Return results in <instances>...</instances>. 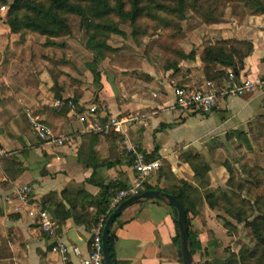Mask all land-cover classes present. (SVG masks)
<instances>
[{"label": "crops", "instance_id": "obj_1", "mask_svg": "<svg viewBox=\"0 0 264 264\" xmlns=\"http://www.w3.org/2000/svg\"><path fill=\"white\" fill-rule=\"evenodd\" d=\"M233 10L234 13L231 9L219 24L205 26L202 31L196 28L186 34L179 45L185 54L194 52V59L177 61V72L163 68L164 60L160 54L148 58L137 55L129 58L121 54L99 64L98 91L92 85L91 73L85 68L79 74L64 69L69 75L66 79L69 85L63 87L64 82L59 80L58 93L54 92L49 70L51 62L43 56L40 59L33 57V62L29 59L30 63L25 64L30 67L27 70L24 62L21 64L22 52L13 55L15 39L5 41L10 51L3 52L8 61L0 62V93L3 92L0 94V149L8 156L0 158V264H80V257H87L89 253L91 228L87 222L95 210L81 201L79 194L84 192L95 198L102 192L101 185L106 186L114 180L125 181L130 187L135 174L130 169L127 148L139 146L143 154L149 155L157 144L162 167L146 182L161 190L173 189L180 180L194 183L187 180L188 166L178 159L180 152L197 153L211 167L213 145L225 143L227 131H247L256 117L264 115V94L225 98L217 110L207 115L186 113L174 107V87L197 89L209 82L204 78L199 57L204 47L216 41L251 42L253 50L244 60L239 78H264V16L240 15L238 8ZM77 59L67 57L66 60ZM34 66L41 68L37 72ZM37 79L43 83H37ZM55 101H61L63 105L52 107ZM68 101H74L81 109L103 105L106 115L111 116L140 114L147 126L134 124L122 135L92 137L83 133V126L71 116L65 106ZM51 102V107L45 106ZM25 107L39 116L55 134L72 136L75 144L57 148L40 143L22 114ZM164 126L168 127L162 129ZM9 157L14 161H9ZM212 172L211 167L210 175ZM23 186L30 188L31 204L36 210L41 209L44 195L50 192L58 195L66 190L68 199L73 202L80 198L75 208H70V218L59 227L45 211L54 223V237L43 233L37 227V219L28 217L25 208L21 213L12 212L16 204L13 194ZM57 195L50 198L59 203ZM6 197L13 202L7 204ZM64 205L69 208L66 203ZM121 222L124 224L115 232L116 261L182 264L172 242L174 233L166 211L154 200L126 209L121 214ZM204 242L208 246L212 241L205 239ZM57 244L67 247L66 261L51 252V247ZM74 248L78 249L79 256L73 253ZM214 250L209 245L212 258L211 251Z\"/></svg>", "mask_w": 264, "mask_h": 264}, {"label": "trees", "instance_id": "obj_2", "mask_svg": "<svg viewBox=\"0 0 264 264\" xmlns=\"http://www.w3.org/2000/svg\"><path fill=\"white\" fill-rule=\"evenodd\" d=\"M2 3L3 6L8 8L5 23L12 34H21L24 31L38 34L50 40L45 43L49 47L54 45L52 40L70 35L71 29L68 22L71 17H77L80 20V26L85 30V49L93 54L92 61L87 63L85 67L93 77L92 85L95 91L99 90L98 66L105 58L109 57L110 53L114 52L107 44L109 36H124V32L118 28L119 22H129L133 29L131 35L136 39L139 31L146 37L156 35L155 29L149 27L150 23L161 26L163 31L161 35L157 36L156 43L163 54V68L177 72L179 70L177 61L194 59V52L185 54L177 42L183 38L178 22L184 19L185 12H192L205 26L219 24L225 9L229 5H232L233 9L241 8L240 15L264 16V0H13L9 5L4 1ZM252 50L253 45L251 42L235 39L216 41L214 44L204 47L199 60L205 80L209 82L225 81L228 71L235 78H238L244 68V60L252 53ZM211 112L199 114L207 115ZM255 120H264V115L256 117ZM166 127L164 126L162 129ZM249 132L229 130L224 134V142L228 143L235 140L239 145L242 144L250 150ZM87 135L97 137L92 134ZM117 135L119 134H112L108 137ZM158 149V145L155 144L154 151L151 154H144L146 160L161 161V157L157 153ZM128 155L129 165H131L132 157L130 154ZM199 157V154L187 151L181 153L179 158L180 162L189 167L193 178L198 181L199 187L180 180L179 185L172 190H161L149 186L146 182L137 193L140 194L150 190L162 191L174 196L184 206L187 211L186 217L192 256L199 254L202 264H264V197L259 195L253 201H250L236 194H229L225 190L209 191L211 167L206 162H198ZM9 161L13 162L14 158L9 157ZM224 166L229 174L227 184L232 185L235 176L234 171L229 165ZM259 170L257 168L250 169V174L259 177L261 182L259 185L262 186L264 169L261 173ZM101 188L102 192L95 198L84 192L79 194L81 201L84 200L87 205L90 204L95 210L93 217L87 222L89 228L95 226L101 218L105 223L109 214L121 203L111 207L114 197L120 191L128 190L130 187L125 181L114 180L106 186L101 185ZM52 195L57 194L50 192L44 195L41 210L49 213L56 221L57 227H59L62 222L70 218V208L74 209L80 198L73 202L68 199L67 191L64 190L57 195L60 202L56 203L54 198H50ZM196 199L204 202L210 210L223 211L237 225L243 224L249 230L251 247L243 248L238 255L230 253V257L225 261L212 258L209 253V245H206L204 239L201 238L193 226V219L197 217L194 211ZM65 203L68 205V209L64 205ZM155 203L166 211L174 233L172 242L181 260L177 213L172 207L162 202L155 201ZM123 224L120 215L113 223L108 235L109 253L114 264H126L119 263L114 256L115 232ZM225 228L235 231V228L229 225H225ZM218 244H220L219 241L213 245L211 242L210 246L212 245L214 248V246H219ZM196 264H199V262Z\"/></svg>", "mask_w": 264, "mask_h": 264}, {"label": "rangeland", "instance_id": "obj_3", "mask_svg": "<svg viewBox=\"0 0 264 264\" xmlns=\"http://www.w3.org/2000/svg\"><path fill=\"white\" fill-rule=\"evenodd\" d=\"M2 1L9 5L13 2V0H0V62L7 60V56L4 55L3 52L5 53L6 51H10L8 49L9 46L5 44V41L10 42V39H15L13 40L15 44L12 45L14 49L13 55L17 53L21 54L20 52H22V55H20L21 58H23L21 64L23 65L24 62V68L27 70L30 67H26L25 64H27V62L30 63L29 59H32L31 62H33V57L40 59L41 56H43L51 62L49 70L52 73L53 78L52 90L56 93H58L59 89V80L64 82L63 87L69 85L66 80L69 75L64 72V69L72 70L78 74L80 71L86 70L84 64L87 63L88 60H92L93 54L85 49V30L80 26V20L77 17H71L68 22V25L71 29L70 35L52 40L54 45L49 47L46 46L45 43L50 40L38 34L29 31H24L21 34H12L9 27L5 23L8 8L7 6H3L4 4ZM231 9L234 13L233 6L229 5L224 11L222 20L229 15ZM240 11L241 8H238L237 12L239 14ZM184 15V19L178 22L183 33V38L177 41L178 44H180L181 41L186 38V34H188L190 31H195L196 28L198 31L205 29L203 28L205 25L202 24V21L194 16L192 12L187 11ZM149 27L155 29L156 35L152 37H146L141 31H139L136 39L131 35L133 29L130 23L119 22L118 28L124 32V36H109L107 44L113 49L114 52L110 53L109 57L107 58L119 57L121 54L128 55L127 57L129 58H132L135 55H137L139 58L158 57V54H160V56L163 58V54L158 49L156 43L157 36L161 35L163 31L162 27L153 23H150ZM67 57H71V59H73V57H77L78 59L66 60ZM34 68H36L38 72L41 67L34 66ZM37 83L43 82H40L37 79ZM0 94L2 95L3 92ZM9 94L10 92L8 95ZM51 105L52 102L45 106L51 107ZM26 108L27 107H25L22 111L23 115ZM247 131H250L248 134L250 150H248V148L242 144L239 145V143H237L235 140H232L226 144L216 143L213 145L215 149H212L211 153V157L213 159L211 167L213 172L211 175H209V191H214L216 189L225 190L228 191L229 194H236L250 201H253L255 197L259 195L264 197V179L262 181L263 185L261 186L259 185V183H261L259 177H255L250 174V169H260V173L264 169V120L250 123ZM208 149L210 150L209 146ZM184 152L187 151H183L178 154V159L180 158V154ZM199 161L204 163V159L201 156L199 157L198 162ZM226 164L229 165L234 171L235 176L232 185L227 184L229 174L227 173L226 167L224 166ZM161 167L162 166L160 164V170ZM187 178L188 181L194 182L191 183L192 185L197 187L200 186L198 181L193 178L189 167L187 169ZM240 186L242 187L241 189ZM169 189L172 190V188ZM203 192L204 190L202 193ZM194 211L195 216L197 217L193 219V226L201 238L204 239V241L205 239L212 241V245L216 244L218 241L220 243L218 244L219 246H214V251H211V253L213 252L212 254L214 255L215 260L225 261L230 257V253H235L238 255L243 248L247 246L251 247L252 244H250V237L248 235L249 230L245 228L243 224L237 225L235 221L229 218L223 211L210 210L204 202L198 199H196ZM225 225L234 227L235 231L233 232L232 230H227ZM193 258L195 263L199 262V264H202L199 254H196Z\"/></svg>", "mask_w": 264, "mask_h": 264}, {"label": "built area", "instance_id": "obj_4", "mask_svg": "<svg viewBox=\"0 0 264 264\" xmlns=\"http://www.w3.org/2000/svg\"><path fill=\"white\" fill-rule=\"evenodd\" d=\"M248 94H264V78L260 76L235 78L228 71L227 79L222 81L220 85L207 82L204 86L197 89L183 86L173 88L174 107L186 113H209L217 110L225 98L242 97ZM61 105H63L61 101H55L53 107L59 108ZM66 106L71 116L83 126V133L97 137H108L112 134L122 135L127 127L134 124L147 126L144 116L140 114H127L120 117L111 116L106 115L103 105H89L81 109L71 101H68ZM24 115L34 137L43 145L62 148L75 144L72 136L55 134L31 109L26 108ZM127 153L132 157L130 169L134 172L135 177L128 190L120 191L114 197L111 207H115L127 197L138 194L137 191L142 185L160 170L159 161H147L138 146H130L127 148ZM7 155L5 150L0 149V158ZM30 192L28 186L15 190L13 197L16 200V204L13 205L12 212L21 213V210L25 208L28 217L37 219V227L49 237H54L53 221L45 211L36 210L34 205L31 204ZM4 201L7 204H11L13 199L6 197ZM104 224L101 218L91 228L89 253L87 257H80V264H103L101 234ZM51 252L59 254L63 261L68 258V249L62 244L53 245ZM73 253L79 256L77 248L73 249Z\"/></svg>", "mask_w": 264, "mask_h": 264}, {"label": "water", "instance_id": "obj_5", "mask_svg": "<svg viewBox=\"0 0 264 264\" xmlns=\"http://www.w3.org/2000/svg\"><path fill=\"white\" fill-rule=\"evenodd\" d=\"M149 200L162 202L163 204L172 207L176 211L181 262L182 264H196L192 256V248L189 240L186 209L182 204L178 202V200L174 196L158 190H150L142 192L140 194L132 195L126 200L122 201L115 208V210L111 214H109L105 221L101 234L103 264H114L109 253L108 235L115 220L126 209Z\"/></svg>", "mask_w": 264, "mask_h": 264}]
</instances>
